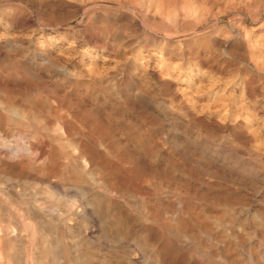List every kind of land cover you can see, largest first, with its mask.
<instances>
[{
	"label": "rangeland",
	"instance_id": "374dc122",
	"mask_svg": "<svg viewBox=\"0 0 264 264\" xmlns=\"http://www.w3.org/2000/svg\"><path fill=\"white\" fill-rule=\"evenodd\" d=\"M263 4L264 0H0V216L11 218L13 208L12 216L25 212L21 219L34 224L29 225L34 229L38 219L31 213V206L39 205L40 209L53 203L51 210L44 205L39 217L47 227L54 228L52 235L60 236L59 227L70 223L65 225H73L72 232L77 225L74 233L95 246L101 239L110 238L108 228L114 218L111 224L124 226L113 233L119 238L130 233L135 240L132 247L120 246L118 254L123 253L131 262L140 259L150 264L143 254L152 247L154 238L145 231V235L142 231L135 234L137 223L132 216L134 219L136 210L142 207L145 215L160 211L164 217L171 207L174 216L185 219L183 223L176 217L162 218L171 234L176 227L180 231L177 233L176 228L175 234L190 236L198 232L200 229L194 228L197 223L191 224L192 228L185 224L187 219V224L195 221V212L209 217L208 221L215 218L211 222L223 230L219 226L221 229L207 235L200 230V239L189 237L190 246L182 249L170 238L175 254L164 257L160 253L158 264H206L201 253L210 259L221 255L218 264H264ZM78 158L83 161L81 167L76 166ZM22 163V167L29 163L25 170ZM15 168L25 176L18 175ZM71 173L74 175L69 176ZM52 176L65 177L61 182L58 179L60 183L74 180L77 184H72L80 187L66 194L43 180ZM84 179L100 188L84 193ZM104 180L106 183H102ZM124 180L130 183L126 185ZM110 186L114 192L108 190ZM135 187L148 188L150 197L137 198V207L132 209L124 204L125 196L115 191L121 188L124 195V188L129 194ZM107 190L111 193H105ZM45 196H52L53 202ZM34 199L37 204L32 203ZM25 201L31 204L25 207ZM161 201L165 205H159ZM210 201L219 202V207ZM64 206L68 210L74 207L73 211L67 213ZM176 208L183 210L179 214ZM123 211H127L129 220L118 217ZM160 229L159 236L165 231ZM165 233L163 241L169 236ZM60 243L68 245L63 238Z\"/></svg>",
	"mask_w": 264,
	"mask_h": 264
},
{
	"label": "bare ground",
	"instance_id": "6f19581e",
	"mask_svg": "<svg viewBox=\"0 0 264 264\" xmlns=\"http://www.w3.org/2000/svg\"><path fill=\"white\" fill-rule=\"evenodd\" d=\"M264 5V4H263ZM262 6V5H261ZM52 131H54L53 129H52ZM57 135V131H55V133H54V135ZM55 135V136H56ZM52 145V144H51ZM55 145H56V143H55ZM50 147V146H49ZM61 147H62V145H61ZM23 153V152H22ZM58 153H59V151H58ZM70 153V152H69ZM72 154H73V152H71ZM12 154V153H11ZM64 154V153H63ZM65 154H67V152L65 153ZM59 155V154H58ZM58 155H56L57 156V158H60V157H58ZM203 155V154H202ZM66 156V155H65ZM64 156V159L66 158ZM73 156H75V155H73ZM21 157H23L22 155H21ZM52 157H53V155H52ZM69 157V156H68ZM67 157V158H68ZM78 157V156H77ZM76 157V158H77ZM24 158V157H23ZM70 158H71V156H70ZM69 158V159H70ZM81 158V157H80ZM80 158H78V160L76 161V166L78 165V167H81L82 166V162H81V160H80ZM83 158V157H82ZM54 160V159H53ZM57 160H59V159H57ZM67 160V159H66ZM74 160H75V158H74ZM73 160V161H74ZM82 160H84V159H82ZM19 161V160H18ZM21 161V160H20ZM23 161V160H22ZM21 161V162H22ZM25 161V160H24ZM62 161V160H61ZM65 161V160H64ZM72 160H71V162H73ZM20 162V163H21ZM27 162V161H26ZM67 162V161H66ZM75 162V161H74ZM74 162H73V165H74ZM84 162H85V165H86V161L84 160ZM57 163V162H56ZM67 163H69V162H67ZM24 163H22V164H20L21 165V167H22V165H23ZM64 164H65V162H64ZM26 165H29V163H27ZM26 165H25V167L23 166L22 168L24 169V168H27L26 167ZM55 165V164H54ZM67 165V164H66ZM70 165V164H69ZM69 165H67L68 167L67 168H69L70 166ZM72 165V166H73ZM57 166H59V163H57ZM56 166V167H57ZM75 166V167H76ZM87 166V165H86ZM85 166V167H86ZM248 166V165H247ZM63 167H64V165H63ZM62 167V168H63ZM74 167V168H75ZM77 167V168H78ZM18 168V167H17ZM29 168V167H28ZM55 168V167H54ZM53 168V169H54ZM66 168V167H65ZM64 168V169H65ZM66 168V169H67ZM73 168V169H74ZM87 168V167H86ZM22 169V170H23ZM78 169H82V170H84L83 168H78ZM198 169V168H197ZM12 170V169H11ZM11 170H9V171H11ZM14 170H16V168L14 169ZM13 170V171H14ZM25 170V169H24ZM27 170V169H26ZM58 170V169H57ZM61 170H63V169H61L60 168V171ZM82 170H80L81 172H79L78 171V173L80 174V173H82ZM199 170V169H198ZM17 171V170H16ZM55 171V170H54ZM59 171V172H60ZM64 171V170H63ZM84 171H86V170H84ZM83 171V172H84ZM204 171V170H203ZM18 172V173H17ZM17 172H15V173H17L18 175L20 174V176H21V172L19 173V171H17ZM23 172V171H22ZM66 172V174H67V172H69V169L67 170V171H65ZM71 172V171H70ZM76 172H77V170H76ZM76 172H74V173H76ZM196 172H197V170H196ZM202 172V171H201ZM10 173V172H9ZM14 173V174H15ZM25 173V172H24ZM30 173V172H29ZM62 174H63V172H61ZM86 173V172H85ZM199 173H200V171H199ZM8 174V173H7ZM26 174H27V172H26ZM60 174V173H59ZM58 173H57V175L56 174H54L53 176H58L59 175ZM77 174V173H76ZM75 174V175H76ZM4 175H6V174H4ZM10 175V174H9ZM16 175V174H15ZM18 175H16V176H18ZM35 175V174H34ZM47 175V174H46ZM46 175H44V176H46ZM68 175V174H67ZM71 175H74V174H70L69 176H71ZM99 175V174H98ZM7 176V175H6ZM12 175H10L9 177H11ZM19 176V177H20ZM22 176H25V175H23L22 174ZM30 176V175H29ZM33 176V175H32ZM38 176V175H37ZM51 177V178H43V180H45V182L47 183V185L48 186H51V187H53V188H59V190L60 189H62L66 194H68V193H73L74 191H76V189H77V187L79 186H77L76 187V185H74V184H72V183H75L74 182V180H73V182L72 183H70V182H68V183H66V182H64L63 180H62V182L63 183H60L61 181H60V178H61V176H59L58 178H54V177ZM64 176V175H63ZM66 176V175H65ZM68 176V177H69ZM86 176V175H85ZM93 176V175H92ZM35 177V176H34ZM74 177H76V176H74ZM79 177H80V175H79ZM78 177V178H79ZM86 177H88V176H86ZM100 177V176H99ZM33 178V177H32ZM37 178V177H36ZM41 178V177H40ZM62 178H65V177H62ZM61 178V179H62ZM66 178H67V176H66ZM89 179H90V177H88ZM88 178H87V180H88ZM93 178V177H92ZM92 178H91V180H92ZM102 178V177H101ZM152 178H154V177H152ZM9 179V178H8ZM10 179H12L13 180V176L10 178ZM58 179H59V181H58ZM74 179V178H73ZM76 179V178H75ZM82 179V178H81ZM103 179V178H102ZM102 179H100V180H102ZM150 179V178H149ZM4 180V179H3ZM16 180V179H15ZM28 180H30V179H27V181ZM33 180V179H32ZM40 180V179H39ZM39 180H37L36 182H38ZM68 180V179H67ZM70 180H72V177H70V179H69V181ZM79 179H77V181H78ZM83 180V179H82ZM81 180V181H82ZM85 180V184H83L84 182L82 181L81 183L84 185L83 186V188H84V193H86V191H91L92 190V188H95L94 186H93V180H92V182L93 183H88L87 181H86V179H84ZM100 180H98L99 182H98V184L100 183ZM6 181H7V179H6ZM5 181V182H6ZM9 182L11 181V180H8ZM14 181V180H13ZM19 181V180H18ZM17 181V182H18ZM31 181V180H30ZM80 181V180H79ZM95 181V180H94ZM123 181V180H122ZM1 182H2V180H1ZM41 182L42 181H40V184H41ZM44 182V181H43ZM87 182V183H86ZM91 182V181H90ZM105 182V180L102 182V183H104ZM125 182H126V185L127 184H129V183H127L128 182V180H124V184H125ZM148 182H150V180L148 181ZM15 183H16V181H15ZM23 183V182H22ZM24 183H26V181H24ZM28 183V182H27ZM96 183V182H95ZM106 183V182H105ZM145 183H147V181H145ZM10 184V183H9ZM12 184V183H11ZM29 184H33V183H29ZM39 184V183H38ZM37 184V185H38ZM43 184H45V183H43ZM42 184V185H43ZM75 184H77V183H75ZM79 184V183H78ZM97 184V185H98ZM121 184V183H120ZM119 184V186H125L126 187V185H123V184H121L120 185ZM150 184V186L152 185L151 183H149ZM14 185V184H13ZM42 185H40V186H42ZM94 185H96V184H94ZM115 185V184H114ZM131 185V184H130ZM129 185V186H130ZM142 185H146V184H142ZM148 185V184H147ZM32 186V185H31ZM30 185H29V187H31ZM35 187H36V185H34ZM99 186V185H98ZM112 186V185H111ZM111 186L109 187V189L108 188H106V189H108V190H113L112 188H111ZM135 186V185H134ZM137 186H140V185H137ZM28 187V188H29ZM35 187H34V190H36L35 189ZM38 187H39V185H38ZM51 187H49V188H51ZM80 187V186H79ZM78 187V188H79ZM82 187V186H81ZM103 187V185L101 186V188ZM149 187V186H148ZM12 188V187H11ZM10 188V189H11ZM48 188V190L50 191V189ZM82 188V189H83ZM96 188H100V187H96ZM95 188V189H96ZM115 188H118V186L117 187H115ZM122 188V190H123V187H121ZM121 188H119V190H118V192L117 191H115L116 192V194L117 193H119L120 195H122L121 197H124L125 196V200L124 199H122V201L124 202V204H126V206L127 207H130V208H132L133 209V207H137V198H140V197H143L142 199H144V198H148V196L150 197V192L148 191V188L147 189H145L144 187L143 188H134L132 191L131 190H129V191H131V193L129 192V194L126 192L127 190H128V188H124L125 190V194L123 195V191H121ZM129 188H131V186L129 187ZM151 189L153 188V185L150 187ZM31 189V188H30ZM82 189L80 190V191H82ZM94 189V190H95ZM103 189V188H102ZM101 189V190H102ZM151 189H150V191H151ZM157 189V188H156ZM31 190H33V188L31 189ZM34 190H33V192H34ZM46 190H47V188H46ZM58 190V189H57ZM58 190V191H59ZM86 190V191H85ZM98 190H100V189H98ZM105 190V189H104ZM108 190H107V192H105V193H111V192H108ZM115 190V189H114ZM114 190H113V192H114ZM117 190V189H116ZM153 190H154V188H153ZM152 190V191H153ZM190 190V189H189ZM14 191H16V190H14ZM28 191V190H27ZM44 191H45V189H44ZM43 190L41 191V192H44ZM79 191V190H78ZM90 191L88 192V193H90ZM93 191V190H92ZM106 191V190H105ZM185 191V190H184ZM10 192V191H9ZM11 192H12V190H11ZM26 192V191H25ZM46 192V191H45ZM48 192V191H47ZM47 192H46V194H47ZM97 192V191H96ZM100 192H103V191H100ZM5 193V192H4ZM13 193V192H12ZM48 193H50V192H48ZM64 193V194H65ZM76 193V192H75ZM74 193V194H75ZM93 193H94V191H93ZM155 193H157L156 191L154 192V194ZM160 193H162V192H160ZM160 193H159V195H160ZM14 194V193H13ZM15 194H16V196L18 195V193H16L15 192ZM14 194V195H15ZM28 194V193H27ZM29 194H32V193H29ZM35 194V193H34ZM39 194V196H40V193H38ZM37 194V195H38ZM45 194V193H44ZM99 194V193H98ZM116 194H115V196H116ZM164 194V193H163ZM203 193H201V195H202ZM33 195V194H32ZM51 195V194H50ZM92 195V194H91ZM113 195H114V193H113ZM119 195V196H120ZM165 195V194H164ZM198 196H201V195H199V193L197 194ZM19 196V195H18ZM31 196V195H30ZM52 196H54V195H52ZM52 196L49 198V197H47V196H45L48 200H50L51 202H53V198H52ZM101 196V195H100ZM112 196V195H111ZM114 196V197H115ZM118 196V195H117ZM116 196V197H117ZM157 196L158 195H155V197L157 198ZM167 196H168V193H167ZM167 196H166V198H167ZM204 196V195H203ZM34 196H32V198H33ZM36 197V196H35ZM45 197H43V198H45ZM95 197V196H94ZM105 197V196H104ZM153 197V196H152ZM151 197V198H152ZM161 197V196H160ZM168 197H170V196H168ZM4 198V197H3ZM39 198V197H38ZM57 198V197H56ZM55 198V199H56ZM99 198V197H98ZM101 198L102 197H100L99 199L101 200ZM106 198V197H105ZM112 198V197H111ZM120 198V197H119ZM175 198V197H174ZM199 198H202L203 199V197H199ZM211 198V197H210ZM8 199V198H7ZM6 199V200H7ZM97 199V198H96ZM95 199V200H96ZM104 199V198H103ZM116 199V198H115ZM117 199H118V197H117ZM150 199V198H149ZM163 199V198H162ZM161 198H159V201L160 200H162ZM165 199V198H164ZM177 199V198H176ZM202 199H200V200H202ZM205 199V198H204ZM212 199V198H211ZM6 200H3V201H6ZM61 200V199H60ZM59 200V201H60ZM100 200H98V201H100ZM121 200V199H120ZM139 200V199H138ZM141 200V199H140ZM152 200V199H151ZM154 200H155V198H154ZM172 200V199H171ZM209 200V199H208ZM2 201V202H3ZM15 201V200H14ZM28 201H30V200H28ZM32 201H34V202H32L33 204H37L36 202H35V199L34 200H32ZM97 201V200H96ZM97 201V202H98ZM103 201V200H102ZM107 201V200H106ZM142 201V200H141ZM145 201V200H144ZM146 201H148V200H146ZM150 201V200H149ZM156 201L158 202V198L156 199ZM164 201V200H163ZM175 201H178V200H174L173 202H175ZM182 201H186V200H183L182 199ZM204 201V200H203ZM206 201V200H205ZM205 201L203 202L204 204H205ZM216 202H217V200H215ZM215 201H210V202H215ZM7 202V201H6ZM10 202L11 203H13V204H17V203H15V202H13V201H11L10 200ZM9 202V203H10ZM18 202V201H17ZM20 202V201H19ZM42 202H43V200H42ZM54 202H55V200H54ZM56 202H57V200H56ZM61 202V201H60ZM59 202V203H60ZM64 202V201H63ZM110 202V201H109ZM112 202H113V200H112ZM111 202V203H112ZM115 202V201H114ZM113 202V203H114ZM153 202V201H152ZM168 202V201H167ZM181 202V201H180ZM10 203V204H11ZM21 203V202H20ZM19 203V204H20ZM25 203H27L26 201L23 203V205L25 204ZM40 203V202H39ZM45 202H43V204H44ZM48 203V202H47ZM66 203V202H65ZM105 203V202H104ZM112 203V204H113ZM119 203V202H118ZM117 203V205H119ZM138 203H140V202H138ZM155 203V202H154ZM154 203H150V204H154ZM161 203H163L162 201L159 203V205L161 204ZM164 203H165V201H164ZM163 203V204H164ZM184 203H186V202H184ZM202 203V204H203ZM209 203V202H208ZM2 204V203H1ZM4 204H6V203H4ZM3 204V205H4ZM13 204H11V205H13ZM30 204H31V202H30ZM29 204V205H30ZM42 204V203H41ZM40 204V205H41ZM42 204V205H43ZM55 204V203H54ZM61 204V203H60ZM98 204H99V202H98ZM106 204V203H105ZM121 204H123V203H121ZM141 204H143V202L141 203ZM140 204V205H141ZM147 204V203H146ZM149 204V203H148ZM183 203L181 202V205H182ZM201 204V205H202ZM210 204V203H209ZM214 204H216V203H214ZM218 204V207H219V202L217 203ZM217 204H216V206H217ZM11 205H8L7 204V207L9 208V206H11ZM26 205V204H25ZM24 205V206H25ZM28 205V204H27ZM26 205V206H27ZM28 205V206H29ZM45 206H46V204H44ZM43 205V207H41V208H44L45 206ZM52 205H53V203L51 204L50 203V205L47 207L46 206V208H48V209H50V208H52ZM67 205H69V204H67ZM71 205V204H70ZM101 205V204H100ZM115 205H116V203H115ZM155 205H156V203H155ZM158 205V206H159ZM165 205V204H164ZM174 205V204H173ZM197 205H199V204H197ZM213 205V204H212ZM223 205V204H222ZM1 206V205H0ZM14 206V205H13ZM13 206H12V208H13ZM18 206V205H17ZM25 206V207H26ZM39 206V205H38ZM38 206H36V205H32L31 206V210H32V212L31 213H33V216L35 217V220H36V218L38 219L37 220V222H35V226H36V223H37V226L36 227H34V229H32V227L30 228V226L29 225H32V226H34V224H26V223H24V222H26V221H24L23 222V220L21 219V217H23L21 214L23 213H21L20 212V215H18L17 216V214L16 213H14V214H16V215H14V216H12V210L14 209H12L11 210V218H7L8 216H6L4 213H6V211L7 210H9V209H7L6 211H3L2 213L6 216H0V264H145L146 262H144L143 260H140V259H137V260H134V261H128V259H126L127 257L126 256H124L123 257V253H122V256L120 255V254H118V252H117V250L118 249H120V246H124V247H132V246H134L135 244H133L134 243V238H133V234L131 235L130 233L129 234H127L126 235V237L125 236H122V235H120V237L122 236V237H125L124 239H121V238H119V237H117L113 232H115V230H116V228L119 226L118 224H116L117 222H115V224H111L113 221H114V218L112 219L113 221L111 222V223H109V225H111V228L109 227L108 229L110 230L109 232H110V238H107V239H105V238H103L104 240H100V242H99V244H98V246H95L94 244H86V243H89V242H85V240L83 239V238H81V236L79 237V236H77V234H75L74 233V231L76 230H74L73 232L71 231V228L70 227H72V226H70V227H68L67 225H65V224H68V223H65V224H62L61 225V227H59L60 228V233H58L60 236H58V237H55V236H53L52 234H53V232L54 231H52V229H54V228H52V229H50L49 227H47V225H45V222L44 223H42V221L41 220H43V219H41L40 221H39V217H40V212H42L40 209H39V207ZM56 206H59V205H56ZM60 206H62V204L60 205ZM73 206V205H72ZM86 206V205H85ZM103 206V205H102ZM102 206H100V207H102ZM105 206V205H104ZM120 206V205H119ZM119 206H118V208H119ZM124 206V205H123ZM145 206V205H144ZM188 206H189V204H188ZM191 206V205H190ZM195 206V205H194ZM215 206V207H216ZM23 207V206H22ZM54 207V209L53 210H55V206H53ZM64 207H66V209L65 210H67V213H68V211L70 210V211H73L72 209L74 208H69V210L67 209L68 207L67 206H64ZM99 207V206H98ZM99 207V208H100ZM109 207V206H108ZM117 207V206H116ZM122 207V206H121ZM150 207V206H149ZM153 207V206H152ZM165 207H167L168 208V204L165 206ZM174 207V206H173ZM184 207L186 208V205H184ZM184 207H182L183 209H184ZM198 207H200V206H198ZM206 208L207 207H209V205H206L205 206ZM16 208V207H15ZM17 208H19V207H17ZM45 208V209H46ZM60 209H61V207H59ZM112 208V207H111ZM117 208V210H118V212L120 211L119 209ZM141 208L142 207H140V210H136L137 211V214H136V216H135V218L133 219V217L134 216H132V220H135V222L137 223V229H136V232H135V234L137 233V234H139L138 232L139 231H142V233H143V231H145V232H147V233H149L150 235H151V237H153L152 239L154 240L153 241V245H151L152 247L150 248L149 246H148V248H150L149 249V251L146 253V255H144L143 254V256H147V258L149 259L148 261H149V263L150 264H158V259L160 258L159 257V254L160 253H162L163 255H164V257L165 256H167L168 254H172V253H174V250H176L175 248H174V244H173V241H171L170 240V238L172 239V238H174V241H175V244L177 243V245H180V248H181V246H185L186 247V245L188 244V246H190L189 245V243L193 240L192 238H194V237H197V238H199L198 237V234L200 233L199 231L201 230V233H204V235L206 234H212L213 233V230L214 229H216L217 230V228H220L221 227V225H217V224H213L212 222H211V220H214L215 218H211V219H209L210 221H208V218H203L202 216H200V215H197V214H193L192 216H194V218H195V221L193 220V221H188V224H187V220L185 221V224H186V226L187 225H190V227L192 226L191 224H195V223H197L196 225V227H194V225H193V227L194 228H196V229H200L198 232H196V233H193V235H194V237H191V236H193V235H190V236H188V234H183V233H181V235L180 234H175L174 232H175V230H176V228L172 231L173 233L171 234V231H169L168 229H171L170 228V226H169V224H168V228H167V224L165 223V220L164 219H162V218H167L168 220L169 219H176V218H178V217H176V216H174V214L173 213H171L170 211V208H169V212L168 213H163V214H165V216L163 217V216H160V211L159 212H152L151 210L154 208H152L151 210H150V212H152V216L150 215V213H149V215H145L146 213L145 212H141ZM144 209H145V207H143ZM156 209H158L157 207H155ZM162 208V210H164L165 211V209H163L164 207L162 206L161 207ZM180 208H181V206H180ZM189 208V207H188ZM228 208H231V206H229ZM56 209H58V207L56 208ZM123 209V208H122ZM127 209V208H126ZM149 209V208H148ZM160 209V208H159ZM172 209V208H171ZM182 209V210H183ZM192 209V211L194 210L193 208H191ZM191 209H188V212H189V210H191ZM199 209V208H198ZM201 209V208H200ZM200 209H199V211H200ZM213 209V208H212ZM222 209H224V208H222ZM15 210V209H14ZM17 210V209H16ZM20 210V209H19ZM25 211L27 210V209H24ZM23 210V211H24ZM51 210V209H50ZM50 210H46V211H50ZM62 210V209H61ZM129 210V209H128ZM178 209L176 208V211H177ZM181 210V209H180ZM180 210H178V213H179V211ZM181 210V211H182ZM201 210H203V209H201ZM213 210H215V208L213 209ZM219 210H220V208H219ZM1 211V210H0ZM18 211V210H17ZM16 211V212H17ZM21 211V210H20ZM28 211V210H27ZM26 211V212H27ZM45 211V210H44ZM43 211V212H44ZM64 211V210H63ZM85 211H86V213L88 212V210L87 209H85ZM125 211V210H124ZM121 212V214H119V215H121V216H119L118 215V217H120L121 219H123V220H129V214L127 215V211L126 212ZM143 211V210H142ZM144 211H146L147 213H148V211L147 210H144ZM167 211H168V209H167ZM166 211V212H167ZM175 212V209L174 210H172V212ZM180 211V212H181ZM186 211V210H185ZM191 211V212H192ZM203 211H205V210H203ZM224 211V210H223ZM222 210H221V212H223ZM9 212V211H8ZM15 212V211H14ZM52 212V211H51ZM57 212V211H56ZM66 212V211H65ZM83 211H81V213H82ZM117 212V211H116ZM129 212V211H128ZM134 212V211H133ZM163 212V211H162ZM187 212V213H188ZM201 212V211H200ZM220 212V211H219ZM220 212V213H221ZM232 212V211H231ZM18 213H19V211H18ZM25 213V212H24ZM24 213H23V215H24ZM27 213H29V211L27 212ZM53 213H54V211H53ZM113 213H115V212H113ZM134 213H136V212H134ZM133 213V214H134ZM145 213V214H144ZM177 213V212H176ZM183 213L184 212H182V215H183ZM198 213V212H197ZM205 213V212H204ZM216 213H217V211H216ZM219 213V214H220ZM224 213V212H223ZM233 213H235V211H233ZM10 214V213H9ZM63 214V213H62ZM116 214V213H115ZM180 214V213H179ZM185 214L186 213H184V216H185ZM206 214V213H205ZM204 214V215H205ZM218 214V215H219ZM231 214V213H230ZM237 214V213H236ZM2 215V214H1ZM8 215V214H7ZM42 215V214H41ZM64 215V214H63ZM135 215V214H134ZM162 215V214H161ZM178 215V214H177ZM225 215V214H224ZM233 215H235V214H233ZM232 215V216H233ZM25 216H26V214H25ZM27 216H29V215H27ZM45 216V215H44ZM43 216V217H44ZM49 216V215H48ZM47 216V217H48ZM55 216H57V214L55 215ZM60 216H61V214H60ZM85 216V215H84ZM115 216V215H114ZM113 216V217H114ZM173 216H174V218H173ZM179 216V215H178ZM189 216V215H188ZM188 216H187V214H186V217L188 218ZM208 216V215H207ZM206 216V217H207ZM220 216V215H219ZM221 216H222V214H221ZM220 216V217H221ZM225 216H227V215H225ZM10 217V216H9ZM31 217V216H30ZM30 217H28V218H30ZM42 217V216H41ZM52 217V216H51ZM62 217V216H61ZM61 217H59V218H61ZM176 217V218H175ZM181 217V216H180ZM186 217H184V218H186ZM215 217V216H214ZM223 217V216H222ZM236 217V216H235ZM238 217V216H237ZM236 217V218H237ZM27 218V217H26ZM25 218V219H26ZM45 219H46V217H44ZM53 218H55V217H53ZM87 218V217H86ZM107 218V217H106ZM110 218V217H109ZM119 218V219H120ZM183 218V217H182ZM190 218V217H189ZM224 218V217H223ZM9 219H12V221H10ZM62 219L63 218H61V219H58V220H61V223H62ZM116 219V218H115ZM118 219V218H117ZM119 219L117 220V221H119ZM180 221H181V219L180 218H178ZM177 219V220H178ZM232 219H234V218H232ZM35 220H33V221H35ZM51 220V219H50ZM183 220H185V219H183ZM183 220L181 221V222H183ZM228 220V219H227ZM236 220V219H235ZM44 221V220H43ZM48 221H49V219H48ZM53 221V220H52ZM51 221V222H52ZM55 221H57V220H55ZM107 221V220H106ZM121 221V220H120ZM172 222H173V220H171ZM226 221V220H225ZM233 221V220H232ZM238 221V218H237V220H236V222ZM28 222H30L29 221V219L27 220V223ZM54 222V221H53ZM66 222V221H65ZM94 222V221H93ZM123 222V221H122ZM121 222V223H122ZM132 222V221H131ZM134 222V221H133ZM174 222H177V221H174ZM173 222V224H175ZM179 222V221H178ZM177 222V223H178ZM211 222V223H210ZM221 222V221H220ZM223 222V221H222ZM221 222V223H222ZM228 222H230V221H228ZM228 222H227V224H228ZM234 222V221H233ZM58 223V222H57ZM59 223H60V221H59ZM58 223V224H59ZM60 223V224H61ZM78 223V222H77ZM76 223V224H77ZM128 223V222H127ZM130 223V222H129ZM177 223H176V226H177ZM180 223V222H179ZM184 223V222H183ZM182 223V224H183ZM224 223V222H223ZM70 224V223H69ZM68 224V225H69ZM99 224H100V222H99ZM131 225H132V223H130ZM236 224V223H235ZM53 224H51V226H52ZM130 225V226H131ZM216 225V226H215ZM224 225V224H223ZM49 226V225H48ZM60 226V225H59ZM94 226H97V223H94ZM120 226H124V223H122V225H120ZM119 226V227H120ZM129 226V225H128ZM128 226H127V229H128ZM175 226V225H174ZM178 226H180V224L178 225ZM186 226L184 227H182V228H184V229H186ZM220 226V227H219ZM233 226V225H232ZM238 226H240L239 224H238ZM57 227H58V225H57ZM76 227H77V230L76 231H78V226L76 225ZM98 227H100L101 228V226H98ZM97 227V228H98ZM134 227H135V225H134ZM133 227V228H134ZM188 228H189V226H187ZM231 227V226H230ZM237 227V226H236ZM94 228V227H93ZM96 228V227H95ZM103 228V227H102ZM123 228V227H122ZM125 228V227H124ZM159 228H162V229H164L165 231H163L162 229H160L161 231H163V232H168V234H169V236H167V237H165L166 238V240H162L163 238V236H162V233H160L161 235L159 236ZM174 228V227H173ZM180 228V227H179ZM192 228V227H191ZM222 228V230H223V227H221ZM220 228V229H221ZM227 227H225V229H226ZM234 228V227H233ZM239 228H241V227H239ZM120 229V228H119ZM126 229V230H127ZM130 229V228H129ZM178 229V228H177ZM181 229V228H180ZM238 229V228H237ZM61 230H62V232H61ZM183 230V229H182ZM181 230V232H183ZM189 230V229H188ZM215 230V231H216ZM231 230V229H230ZM230 230H228V231H230ZM233 230V229H232ZM235 230V229H234ZM240 230V229H239ZM56 232H57V230H55ZM59 231V230H58ZM120 231V230H119ZM128 231V230H127ZM127 231H126V233H127ZM160 231V232H161ZM178 231H180L179 229L177 230V233H178ZM190 231H191V229H190ZM192 231H194L193 229H192ZM192 231H191V233H192ZM226 231H227V229H226ZM237 231V230H236ZM122 232L123 231H121V234H122ZM124 232H125V229H124ZM219 232V231H218ZM220 232H222V231H220ZM63 233V234H62ZM82 233V232H81ZM80 233V234H81ZM85 233V232H84ZM134 233V232H133ZM165 233V234H166ZM180 233V232H179ZM185 233V232H184ZM191 233H189V234H191ZM217 233V232H216ZM231 233H233V232H231ZM57 234V233H56ZM91 233H88V235H90ZM144 234V233H143ZM215 234V233H214ZM221 234H223V232L221 233ZM228 234H230V232H228ZM234 234H236V233H234ZM233 234V236H236V235H234ZM92 235L93 234H91L90 236L92 237ZM125 235V234H124ZM140 235H142V234H140ZM145 235V234H144ZM47 236H53V238H51V237H47ZM83 236V235H82ZM85 236H86V234H85ZM95 236V235H94ZM93 236V237H94ZM146 236H147V234H146ZM162 236V237H161ZM200 236H202V234L200 235ZM208 236H210V235H208ZM211 236H213V235H211ZM215 236V235H214ZM223 236H225V235H223ZM232 235H231V237H233ZM65 237V238H64ZM88 237V236H87ZM108 237V236H107ZM137 237V236H136ZM144 237V236H143ZM189 237L192 239L191 241L189 240ZM216 237V236H215ZM215 237H213L214 239H215ZM237 237V236H236ZM63 238V240L65 239V240H67L68 241V245H66V246H63L64 245V243L61 245V243H60V241H61V239ZM85 238V237H84ZM96 238V237H95ZM138 238V237H137ZM142 238V237H141ZM145 238V237H144ZM208 238V237H207ZM213 238H212V240H213ZM221 238H223V237H220V238H218V239H220L221 240ZM86 239V238H85ZM90 239H92V238H90ZM89 239V240H90ZM200 239V238H199ZM198 239V240H199ZM204 239H206V238H204ZM217 239V238H216ZM217 239V240H218ZM225 239V238H224ZM231 239V238H230ZM232 239H234V238H232ZM237 239H238V237H237ZM134 240V241H133ZM140 240V239H139ZM150 240V239H149ZM195 240H197L196 238L194 239V242H195ZM217 240L215 241V242H217ZM226 240V239H225ZM228 240V239H227ZM236 240V239H235ZM244 240V239H243ZM88 241V240H87ZM208 241V240H207ZM63 242V241H62ZM66 242V241H65ZM90 242H93V241H90ZM150 242H152V241H150ZM202 242H204V241H202ZM219 242V241H218ZM222 241H220V243H221ZM226 242V241H225ZM232 242V241H231ZM231 242H228V243H226V244H230ZM234 242V241H233ZM239 242H241V241H239ZM94 243V242H93ZM208 243H209V241H208ZM211 243H213V241L211 242ZM236 243V242H235ZM234 243V244H235ZM243 243V242H242ZM241 243V244H242ZM244 243H246L245 241H244ZM150 244V243H149ZM148 244V245H149ZM152 244V243H151ZM193 244V243H192ZM197 244H198V242H197ZM217 244V243H216ZM215 244V245H216ZM223 244V243H222ZM236 244H239V243H236ZM97 245V244H96ZM204 245V244H203ZM213 245V244H212ZM218 245V244H217ZM146 246V245H145ZM191 246H193V245H191ZM201 246V245H200ZM207 248H208V246H209V244H208V246L207 245H205ZM211 246V245H210ZM219 246H220V244H219ZM228 246V245H227ZM227 246H226V248H227ZM232 246V245H231ZM240 246V245H239ZM239 246H237V247H239ZM242 246H246V245H242ZM242 246H240V247H242ZM140 247H142V246H140ZM175 247H177V246H175ZM223 247V246H222ZM222 247H219V248H221L222 249ZM235 247V246H234ZM233 247V248H234ZM147 248V247H146ZM192 248V247H191ZM218 248V247H217ZM225 248V249H226ZM228 248H230V247H228ZM129 249V248H128ZM134 249V248H133ZM136 249H139L138 248V246L136 247ZM144 249V248H143ZM142 249V250H143ZM182 249V248H181ZM204 249H206L205 247H204ZM203 249V250H204ZM209 249V248H208ZM208 249H207V251H208ZM237 249V250H236ZM240 249V248H239ZM71 252H70V251ZM146 250V249H145ZM202 250V249H201ZM202 250V251H203ZM213 250V249H212ZM215 250V249H214ZM213 250V251H214ZM217 251H218V249H216ZM220 250V249H219ZM227 250V249H226ZM243 250V249H242ZM136 251H139V250H136ZM144 251V250H143ZM183 251V250H182ZM193 251H194V249H193ZM197 251V250H196ZM205 251V250H204ZM223 251V250H222ZM232 251H233V249H232ZM234 251H238V248H235L234 249ZM233 251V252H234ZM200 252V251H199ZM206 252V251H205ZM211 252V251H210ZM220 252V251H219ZM223 252H225V251H223ZM231 252V251H230ZM240 252V251H239ZM143 253H145V251L143 252ZM212 253V252H211ZM211 253H209L210 255H211ZM215 253V255H217L216 254V252L214 251L213 252V254ZM218 253V252H217ZM238 253V252H237ZM175 254V253H174ZM179 254V253H178ZM194 254V253H193ZM197 254V253H196ZM206 254V253H205ZM205 254H203V253H201L200 255H201V257L203 258H205V261L209 264V263H211V264H218V263H220V262H218V263H216L217 261H220V257H221V255H220V257H216V258H214V259H210V257L208 258V254L207 255H205ZM213 254L211 255V256H213ZM221 254V253H220ZM227 254V253H226ZM235 254V253H234ZM243 254V253H242ZM125 255V254H124ZM218 255H219V253H218ZM217 255V256H218ZM222 255H223V253H222ZM225 255V254H224ZM230 255H231V253H230ZM233 255V254H232ZM231 255V256H232ZM140 256V255H139ZM179 256H180V254H179ZM199 256V255H198ZM228 256V255H227ZM226 256V257H227ZM141 257V256H140ZM178 257V256H177ZM197 257V256H196ZM214 257V256H213ZM223 257V256H222ZM226 257H225V260H226ZM238 257H240V253H239V256ZM247 257V256H246ZM139 258V257H138ZM146 258V259H147ZM180 258H182L181 256H180ZM228 258H230V257H228ZM241 258V257H240ZM239 258V259H240ZM243 258V257H242ZM183 259V258H182ZM191 259V258H190ZM189 259V260H190ZM197 259H199V257L197 258ZM201 259V258H200ZM224 259V258H223ZM232 259V258H231ZM243 259H245V258H243ZM247 259V258H246ZM145 260V259H144ZM217 260V261H216ZM236 260L238 261V262H240L241 263V261L240 260H238L237 258H236ZM242 260V259H241ZM204 260H202V262H203ZM224 261V260H223ZM227 261V260H226ZM244 261V260H243ZM242 261V262H243ZM246 261V260H245ZM225 262V261H224ZM200 263H201V260H200ZM206 263V264H207ZM227 263V262H226ZM233 263V262H232ZM248 263H249V261H248ZM203 264V263H202ZM223 264V263H222ZM228 264H231V263H228ZM234 264V263H233ZM243 264V263H242ZM245 264V263H244Z\"/></svg>",
	"mask_w": 264,
	"mask_h": 264
}]
</instances>
